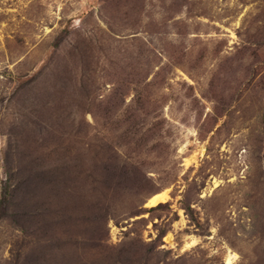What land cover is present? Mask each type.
<instances>
[{"label":"rangeland","instance_id":"rangeland-1","mask_svg":"<svg viewBox=\"0 0 264 264\" xmlns=\"http://www.w3.org/2000/svg\"><path fill=\"white\" fill-rule=\"evenodd\" d=\"M229 254L264 264V0H0V264Z\"/></svg>","mask_w":264,"mask_h":264},{"label":"bare ground","instance_id":"bare-ground-1","mask_svg":"<svg viewBox=\"0 0 264 264\" xmlns=\"http://www.w3.org/2000/svg\"><path fill=\"white\" fill-rule=\"evenodd\" d=\"M185 162H186V166L189 167V166H191L192 160H186ZM215 184H216L215 188L219 186L218 182H216ZM169 201H170L169 190L162 191V192L156 193L153 196H151L149 198V200L147 201V203H146V207L155 208V207H158L161 204H167ZM168 239L171 240V237H169ZM195 243L196 242L189 243L188 246H192ZM235 259H236L235 255L229 254L227 256V264H234L235 263Z\"/></svg>","mask_w":264,"mask_h":264}]
</instances>
